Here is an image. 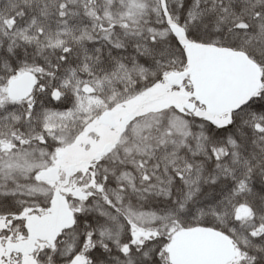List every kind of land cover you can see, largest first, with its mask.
I'll return each mask as SVG.
<instances>
[{"label": "snow or ice", "instance_id": "snow-or-ice-1", "mask_svg": "<svg viewBox=\"0 0 264 264\" xmlns=\"http://www.w3.org/2000/svg\"><path fill=\"white\" fill-rule=\"evenodd\" d=\"M0 264H264V0H0Z\"/></svg>", "mask_w": 264, "mask_h": 264}]
</instances>
